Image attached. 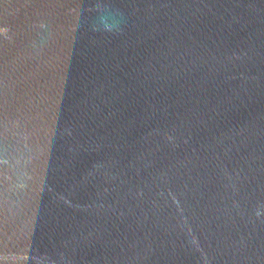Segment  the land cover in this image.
<instances>
[{
  "label": "water",
  "instance_id": "obj_1",
  "mask_svg": "<svg viewBox=\"0 0 264 264\" xmlns=\"http://www.w3.org/2000/svg\"><path fill=\"white\" fill-rule=\"evenodd\" d=\"M0 264H264V0H0Z\"/></svg>",
  "mask_w": 264,
  "mask_h": 264
}]
</instances>
